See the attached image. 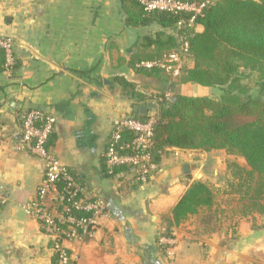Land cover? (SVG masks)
<instances>
[{
	"label": "crops",
	"instance_id": "crops-1",
	"mask_svg": "<svg viewBox=\"0 0 264 264\" xmlns=\"http://www.w3.org/2000/svg\"><path fill=\"white\" fill-rule=\"evenodd\" d=\"M127 17L123 0H0V36L12 38L15 57L6 69L0 48V264H53L52 241L27 208L43 167L21 144V115L34 108L56 118L53 154L106 201L94 236L67 242L73 264H264V227L242 216L225 222L221 209L213 230L196 214L162 236L192 181L206 182L202 159L225 150L166 148L146 184L130 171L107 172L104 154L117 121L142 115L141 105L160 95L210 96L213 88L133 68L138 42L162 28L133 26ZM165 30L181 44L180 25ZM120 77L135 85V95L124 92Z\"/></svg>",
	"mask_w": 264,
	"mask_h": 264
},
{
	"label": "trees",
	"instance_id": "trees-1",
	"mask_svg": "<svg viewBox=\"0 0 264 264\" xmlns=\"http://www.w3.org/2000/svg\"><path fill=\"white\" fill-rule=\"evenodd\" d=\"M123 2L128 24L147 26L157 23L162 28L142 37L131 65L139 72L168 80L170 75L164 70L138 69L137 64L179 50L177 38L165 29L177 27L189 18V14L147 13L137 0ZM198 24L203 26L202 31L196 30ZM179 35H183V41L189 44L179 82L219 87L224 93L219 97L159 96L154 116V142L150 149L152 161L157 165L153 174L158 170L166 148L225 150L230 158H242L246 164L227 161L224 194L238 199L239 206L234 211L239 216L253 217V220L257 215L264 218V0L212 1L193 26L180 25ZM248 66L259 72L257 97L248 94L239 77L242 67ZM118 81L126 94H136L133 83L121 77ZM133 117L141 121L150 118L138 114ZM122 135L126 142L135 138L129 129ZM126 151L131 153L129 149ZM123 171L134 174L127 166L117 167L115 174ZM216 194L205 181H192L173 208L172 226L166 228L162 236L172 237L173 227L196 214L201 216L206 229L213 230L218 222ZM53 264H59L57 254L53 256Z\"/></svg>",
	"mask_w": 264,
	"mask_h": 264
},
{
	"label": "built area",
	"instance_id": "built-area-1",
	"mask_svg": "<svg viewBox=\"0 0 264 264\" xmlns=\"http://www.w3.org/2000/svg\"><path fill=\"white\" fill-rule=\"evenodd\" d=\"M147 13L168 12L189 14L179 25L193 26L198 16L203 15L212 0H137ZM0 48L5 54V67L15 64L13 40L0 36ZM188 41L181 42L179 50L172 51L160 59L145 60L137 68H159L173 78L180 77L185 65ZM21 144L43 163L42 179L37 196L27 208L38 220L43 232L51 239L54 254L59 264H71L72 254L67 242L85 241L94 236L100 218L105 214L106 201L103 197L90 195L84 183L66 165L60 163L49 146L56 118L38 108L22 113ZM154 116L141 121L133 116L117 121L113 125L104 158L107 172L115 174V169L127 166L135 174V181L146 184L151 179L157 165L152 161L150 149L154 142ZM125 129L135 134L132 142L123 139ZM131 150V153L126 150ZM0 201L3 199L0 197ZM81 214H77L80 213ZM172 244L173 238L166 239ZM170 249V248H168ZM170 253V252H169Z\"/></svg>",
	"mask_w": 264,
	"mask_h": 264
},
{
	"label": "rangeland",
	"instance_id": "rangeland-1",
	"mask_svg": "<svg viewBox=\"0 0 264 264\" xmlns=\"http://www.w3.org/2000/svg\"><path fill=\"white\" fill-rule=\"evenodd\" d=\"M239 77L241 79V83L244 85L245 89H247L248 94L257 97L259 94V72L256 68L252 66L242 67L240 70ZM210 96L219 97L224 93L223 88H211L209 90ZM206 166H204V171L206 176V183H208L214 191L217 193V202H215V209H221V216L225 222L231 223L232 219L235 216H239L234 209L239 206V201L237 198H233L231 195L224 194V189L227 183L228 175H227V161L228 160H237L239 163L245 165L246 161L242 158H230L225 152L215 153L214 156L205 157L204 159ZM198 180V179H197ZM200 180V179H199ZM217 218L218 211H217ZM248 222L252 225L253 228H263L264 218L262 216L257 215L253 220V217L248 218ZM213 220L211 221L210 226H212ZM218 225V222L215 226ZM216 228V227H215ZM261 243L264 242V239L260 240ZM264 245V244H262ZM264 248V246H263ZM262 248V249H263ZM168 250V249H167ZM170 250V249H169ZM172 253V252H170ZM264 261V253L261 254Z\"/></svg>",
	"mask_w": 264,
	"mask_h": 264
},
{
	"label": "water",
	"instance_id": "water-1",
	"mask_svg": "<svg viewBox=\"0 0 264 264\" xmlns=\"http://www.w3.org/2000/svg\"><path fill=\"white\" fill-rule=\"evenodd\" d=\"M158 108V104L156 102H147L140 107V112L142 115H147L149 109L156 110Z\"/></svg>",
	"mask_w": 264,
	"mask_h": 264
}]
</instances>
